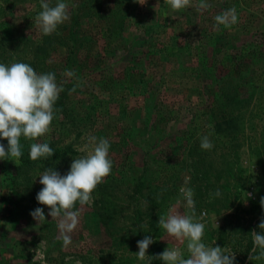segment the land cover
Listing matches in <instances>:
<instances>
[{
	"label": "rangeland",
	"instance_id": "rangeland-1",
	"mask_svg": "<svg viewBox=\"0 0 264 264\" xmlns=\"http://www.w3.org/2000/svg\"><path fill=\"white\" fill-rule=\"evenodd\" d=\"M64 2L70 19L45 36L34 24L40 0H0V63L55 73L63 89L52 131L22 136L19 160L0 159V264H164L151 256L175 247L188 258L187 241L158 226L173 206L192 213L181 187L194 192L206 245L235 253L234 264H264L249 259L251 232H264V0H207L203 11L199 0L180 11L165 0ZM233 6L238 23L216 27L215 16ZM92 136L110 142L112 172L91 204L75 205L64 247L63 214L52 219L36 199L39 175L67 174L92 150ZM203 136L210 150L200 147ZM0 143L7 150V139ZM32 143L56 150L53 163L30 159ZM156 192L166 202L151 227L146 201ZM37 207L40 222L30 214ZM145 236L154 243L140 260Z\"/></svg>",
	"mask_w": 264,
	"mask_h": 264
},
{
	"label": "clouds",
	"instance_id": "clouds-1",
	"mask_svg": "<svg viewBox=\"0 0 264 264\" xmlns=\"http://www.w3.org/2000/svg\"><path fill=\"white\" fill-rule=\"evenodd\" d=\"M145 5L147 0H134ZM173 11L193 6V0H165ZM42 11L34 20L35 26L43 35H51L57 27L70 19L68 5L64 0H57L55 6H50L48 0H40ZM197 11H203L211 5L207 0H199L195 5ZM216 27L223 25L231 28L238 23V13L235 6L215 16ZM68 75H73L69 72ZM62 87L56 82L55 73H37L32 66L23 62H15L10 66L0 63V138L8 141L7 150L0 143V159L8 157L19 160L22 155L20 138L38 140L52 131V122L55 119L54 105L59 98ZM93 147L87 155L73 160L70 170L65 175L55 169L48 168L39 175V183L43 185L37 193L36 199L41 205L49 207L52 219L63 214L64 221L60 228L63 230V246L71 244L70 233L77 225L78 213L73 211L77 202L80 205L92 203V192L112 172L113 161L109 156L110 142L106 138H89ZM213 143L208 136L201 138L200 147L210 150ZM55 154L48 143H32L29 157L33 161L40 158H50ZM18 165V164H17ZM185 201L184 207L192 213L181 212L173 206L167 216L160 215L158 226L166 230L168 236L178 241H187V251L190 254L184 258L178 247L167 248L153 259H160L164 264H234L235 253L225 247L209 246L203 242L205 224L195 216L194 192L191 188H180ZM221 196L219 189L214 193ZM180 202L177 201V204ZM260 204L264 207V197ZM32 217L41 221L45 219L42 207H37L30 213ZM202 219V217H201ZM68 221H71L68 223ZM145 225H141V228ZM219 227V225H218ZM259 229L264 230V218L261 219ZM253 248L250 250V260L264 257V232H251ZM154 243L151 236H145L137 241L138 259L145 260L149 246ZM215 243V242H214ZM257 249L259 254L257 255ZM79 264V262H77ZM151 264V262H150Z\"/></svg>",
	"mask_w": 264,
	"mask_h": 264
},
{
	"label": "trees",
	"instance_id": "trees-1",
	"mask_svg": "<svg viewBox=\"0 0 264 264\" xmlns=\"http://www.w3.org/2000/svg\"><path fill=\"white\" fill-rule=\"evenodd\" d=\"M54 151H55V154L52 157L48 158L49 162H52L51 158L56 157L55 155H56L57 151L56 150H54ZM157 193L158 192H156V195H154V197H153V195L148 197V200L146 201L147 212H148L147 217H148V220L150 221L151 227L153 226V223L151 222V216H154V210L159 208V207L162 208V206L166 202L165 200L162 201V197H161L162 195H157ZM155 197H156V199H155ZM147 232L149 233V229L148 228H147Z\"/></svg>",
	"mask_w": 264,
	"mask_h": 264
}]
</instances>
